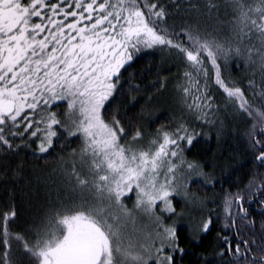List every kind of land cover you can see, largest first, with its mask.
Masks as SVG:
<instances>
[{
	"label": "snow or ice",
	"instance_id": "snow-or-ice-1",
	"mask_svg": "<svg viewBox=\"0 0 264 264\" xmlns=\"http://www.w3.org/2000/svg\"><path fill=\"white\" fill-rule=\"evenodd\" d=\"M233 4L240 34L255 32L264 42V0L259 7L248 6L244 0H233ZM165 16V9L151 0H0V143L11 148L6 129L20 128L18 132L8 131V135L23 137L28 133L39 140L38 151L47 153L59 135L57 129L65 130L68 136L82 135V155L90 158L92 179L81 177L73 169L79 187L91 188L96 199L114 203L124 209L125 216L131 213L121 198L133 189L136 209L152 213L159 201L163 212L176 214L170 199L176 191V173L181 167H199L183 160L180 142L191 146L195 134L184 125L172 132L158 129L157 138L146 148H134L132 144L143 138L141 131L126 133L119 119L113 116L106 122L102 115L114 100L121 69L141 47L168 46L205 81L208 70L204 61L208 60L215 84L247 115L252 112L242 89L225 83L217 63L219 55H241L240 48L225 49L183 32L176 34L177 38L186 36L189 43L174 42L173 34L160 27ZM248 52L251 57L253 49ZM193 72L184 74L188 86L183 92L193 101L188 108L203 115L204 109L213 105L206 84L201 85ZM261 96L264 98V93ZM58 101L67 105L68 120L64 122L50 111ZM258 114L264 117V113ZM129 136L132 143L120 142L121 137ZM171 158L179 159V165ZM257 159L264 161V151ZM203 176V172L197 173V177ZM15 215L13 210L0 220L5 247L0 264H11L8 249L12 234L7 225ZM156 220L159 231L155 240L137 245L125 237L121 218L113 215L110 207L85 200L55 214L34 246L23 242L24 250L37 264H149L154 258L157 264H173V256L163 253L165 249L183 251L177 229L164 227L159 217ZM210 226V219L204 221L201 231L207 232ZM15 239L22 240L19 236ZM243 243L247 245V241ZM228 247L231 250L230 244ZM235 252L245 255L239 244ZM257 264H264V257Z\"/></svg>",
	"mask_w": 264,
	"mask_h": 264
},
{
	"label": "trees",
	"instance_id": "trees-1",
	"mask_svg": "<svg viewBox=\"0 0 264 264\" xmlns=\"http://www.w3.org/2000/svg\"><path fill=\"white\" fill-rule=\"evenodd\" d=\"M151 2L165 9L166 16L160 27L173 34L174 42L189 43L186 36L177 38L176 34L183 32L225 49L240 48L241 55L234 52L227 57L219 55L217 63L225 83L242 89L252 115L241 110L215 84L208 60L204 61L208 70L205 81L171 47H141L138 53H133V60L121 69L114 100L109 101L102 115L106 122L115 116L126 133L141 131L143 138L132 144L134 148H146L149 141L157 138L158 129L172 132L184 125L195 134L191 146L180 142L183 160L199 167L188 172L181 168L177 171L180 175H176V191L170 197L176 214L163 212L159 201L152 213L136 209L133 189L121 198V203L131 213L125 216L124 209L114 203L109 205L106 200L96 199L91 188L79 187L73 169L81 177L92 179L90 158L82 155V135L68 136L65 130L57 129L59 135L53 148L40 153L39 140L28 133L23 137L9 136L8 131L18 132L20 128L6 129L5 135L12 147L0 143V220L5 213L15 211V218L7 225L12 234L8 249L11 264H37L24 250L23 242L34 246L39 233L55 214L85 200L106 209L110 207L112 214L121 218L123 231L132 240L131 234L136 232L132 231V223H135L133 228L142 230L146 239L135 241L137 245L155 240L153 236L159 231L156 217L164 227H175L179 248L183 251L173 253L165 249L164 253L173 256V264H257L264 257V161L257 159L264 151V117L258 114L264 113L261 96L264 93V42L255 32L250 36L240 34L233 0ZM244 2L251 7L260 6V0ZM67 22H71V18ZM249 49H253L251 57ZM186 72H193L201 85L206 84L213 107L205 108L203 115L187 106L193 101L183 92L188 86ZM50 111L62 122L68 120L65 101H58ZM120 142L132 143L130 136L121 137ZM160 171L163 174L164 169ZM198 172H203L204 176L197 177ZM160 179L162 181L163 175ZM209 219L210 229L201 231L203 222ZM16 236L22 240H16ZM243 241H247V245ZM237 244L245 255L235 252ZM4 251L0 237V255ZM149 264H157L155 258Z\"/></svg>",
	"mask_w": 264,
	"mask_h": 264
},
{
	"label": "rangeland",
	"instance_id": "rangeland-1",
	"mask_svg": "<svg viewBox=\"0 0 264 264\" xmlns=\"http://www.w3.org/2000/svg\"><path fill=\"white\" fill-rule=\"evenodd\" d=\"M174 160L177 162V164L179 165V159H177V158H174ZM181 169H183V170H186L185 172H188V169H185L184 167H181ZM176 175H180V174H177L176 173ZM135 209V208H134ZM186 212H188L189 213V210H187ZM190 214V213H189ZM141 224V223H140ZM139 224V225H140ZM132 226L134 227H136V225H135V223H132ZM132 227V231H136V232H133L132 234H131V236H133V238H134V240H132V238L128 235H126V233H125V231H124V235H125V237L127 238V239H130V240H132L133 242H135V241H143V240H146L145 239V237H144V234H143V231L141 230H138L139 228L137 227V228H133ZM158 232V231H157ZM157 232H155V234H154V236H153V238H155L156 237V233ZM148 240V239H147ZM147 242V241H146ZM138 243V242H137ZM136 243V244H137ZM164 254V253H163Z\"/></svg>",
	"mask_w": 264,
	"mask_h": 264
}]
</instances>
